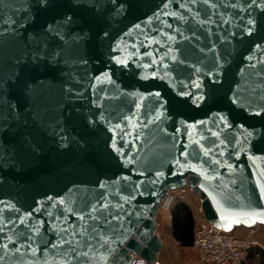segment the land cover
Masks as SVG:
<instances>
[{
  "label": "water",
  "instance_id": "95a60500",
  "mask_svg": "<svg viewBox=\"0 0 264 264\" xmlns=\"http://www.w3.org/2000/svg\"><path fill=\"white\" fill-rule=\"evenodd\" d=\"M185 186L264 226V0H0V264H156Z\"/></svg>",
  "mask_w": 264,
  "mask_h": 264
},
{
  "label": "built area",
  "instance_id": "2783aa9c",
  "mask_svg": "<svg viewBox=\"0 0 264 264\" xmlns=\"http://www.w3.org/2000/svg\"><path fill=\"white\" fill-rule=\"evenodd\" d=\"M190 196H195V194L193 189L188 186L175 191H167L161 199L158 212H168L175 204L186 202ZM192 245L198 253L200 261L205 264H251L248 255L254 247L258 246L264 253V247L255 241L240 238L234 234L233 230L228 232L217 230L212 224H209L203 216L199 199ZM131 264L147 263L135 258Z\"/></svg>",
  "mask_w": 264,
  "mask_h": 264
},
{
  "label": "crops",
  "instance_id": "0c3cea01",
  "mask_svg": "<svg viewBox=\"0 0 264 264\" xmlns=\"http://www.w3.org/2000/svg\"><path fill=\"white\" fill-rule=\"evenodd\" d=\"M189 209L193 221L197 218V208L198 199L196 196H190L186 202L183 203ZM175 206V205H174ZM174 206L170 211H159L156 215V229L157 235L162 242V250L158 255L157 261L159 264H205L200 261L198 253L193 248V237L190 239L189 245H182L180 242L174 239L172 230V211ZM177 220H182V217L177 216ZM195 224V223H194ZM263 225H256L251 229H246L243 227H236L233 229L235 233L238 230L246 229L253 232L254 229ZM264 227V226H263ZM258 247H254L249 255L248 260L251 264H264V253L259 252Z\"/></svg>",
  "mask_w": 264,
  "mask_h": 264
},
{
  "label": "trees",
  "instance_id": "16d2710c",
  "mask_svg": "<svg viewBox=\"0 0 264 264\" xmlns=\"http://www.w3.org/2000/svg\"><path fill=\"white\" fill-rule=\"evenodd\" d=\"M182 217V220H177ZM194 221L192 215L183 203H177L172 211V230L175 240L182 245H189L190 239L193 237ZM261 252V250H259Z\"/></svg>",
  "mask_w": 264,
  "mask_h": 264
},
{
  "label": "rangeland",
  "instance_id": "374dc122",
  "mask_svg": "<svg viewBox=\"0 0 264 264\" xmlns=\"http://www.w3.org/2000/svg\"><path fill=\"white\" fill-rule=\"evenodd\" d=\"M234 234L240 238H243L249 241H255L256 243L264 247V227L263 226H259L258 228L254 229L253 232H250L249 230H246V229H241V230H238L236 233L234 231Z\"/></svg>",
  "mask_w": 264,
  "mask_h": 264
}]
</instances>
